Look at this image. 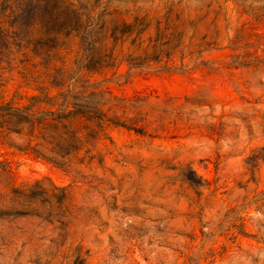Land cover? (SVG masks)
I'll list each match as a JSON object with an SVG mask.
<instances>
[{"label": "rangeland", "instance_id": "obj_1", "mask_svg": "<svg viewBox=\"0 0 264 264\" xmlns=\"http://www.w3.org/2000/svg\"><path fill=\"white\" fill-rule=\"evenodd\" d=\"M3 2L0 264H264V0H60L92 52Z\"/></svg>", "mask_w": 264, "mask_h": 264}, {"label": "trees", "instance_id": "obj_2", "mask_svg": "<svg viewBox=\"0 0 264 264\" xmlns=\"http://www.w3.org/2000/svg\"><path fill=\"white\" fill-rule=\"evenodd\" d=\"M3 3L5 5L4 18L10 20L8 24L12 28L20 29L26 25L30 31H34L36 27L37 29L40 27L41 31L46 29L45 35L48 36L49 41L54 43L63 42L62 44H65L69 38L78 37L81 44L89 46V50L92 52L97 43L104 39L99 36L105 30V23L102 21L99 24L94 21L92 10L89 8L85 13H82L71 3L66 6L62 5L60 0H4ZM26 17H28V21L24 22ZM103 67L106 65L100 58L84 68L98 70ZM43 94L45 98L51 99L48 93ZM41 97L35 95L31 99L41 100ZM26 117L33 118V122L38 124L49 125L48 117L43 112L40 117L35 113L26 115Z\"/></svg>", "mask_w": 264, "mask_h": 264}]
</instances>
